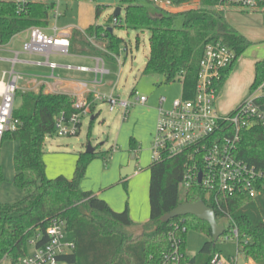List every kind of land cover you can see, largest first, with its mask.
<instances>
[{
  "label": "trees",
  "instance_id": "16d2710c",
  "mask_svg": "<svg viewBox=\"0 0 264 264\" xmlns=\"http://www.w3.org/2000/svg\"><path fill=\"white\" fill-rule=\"evenodd\" d=\"M147 1L155 6L157 0ZM160 1L179 8L196 0ZM120 6L125 8L124 18L121 15L116 19L111 17L108 24L93 25L84 34L75 30L71 37V53L90 54L103 58L108 64L117 63L114 56L120 55L125 41L110 32V28L148 30L151 51L143 75L162 76L167 84L180 81L185 99L195 96L199 64L209 43L220 41L236 53V60L218 83L219 93L240 57L252 45L227 21V13L242 9L226 0H199L197 9L184 12L165 11L155 6L162 11L160 15L152 14L138 0H122ZM53 7L52 0H34L25 13L18 15L13 2L0 0L1 43L8 44L32 26H47ZM104 8L97 6V18ZM252 11L264 16V0ZM179 16L184 18L180 29L175 26ZM88 37L105 44L112 57L94 46ZM263 82L264 61H260L256 64L251 91ZM18 96L22 102L16 107L14 116L20 125L16 131L7 133L4 140L9 138L20 143L14 156V184L25 192V196L13 204L0 203V263L5 259L13 264L18 262L28 253L30 241L38 236L39 244L47 241L48 228L54 220L60 219L67 224L68 239L76 243L75 251L61 258L65 264H161L164 255L171 250L172 235L182 239L189 264H211L214 255L220 251L207 222L193 216L161 222L165 214L181 204L205 201L206 191L197 183L186 191L181 189L187 165L184 158L168 159L148 167L150 220L140 225L142 233L133 237L127 231L135 226L129 207L122 212L114 211L105 200L81 189L89 165L102 153L80 152L72 179L65 176L50 179L47 176L46 139L54 134L57 117L64 111H74V98L65 93H48L44 87L18 93ZM92 112L94 114L95 106H92ZM98 117L99 114L93 116L91 125ZM130 143L131 151L138 153L135 138H131ZM237 153L247 164L264 172V127L243 130ZM222 204L234 223L228 225L218 242L234 239L237 228L239 248L247 261L264 264V197L238 194L223 198ZM207 205L215 210L221 223L224 213L212 203L207 202ZM175 225L180 228L177 230ZM183 228H186L185 232ZM191 230L203 232L209 238L192 258L187 255V233Z\"/></svg>",
  "mask_w": 264,
  "mask_h": 264
},
{
  "label": "built area",
  "instance_id": "2783aa9c",
  "mask_svg": "<svg viewBox=\"0 0 264 264\" xmlns=\"http://www.w3.org/2000/svg\"><path fill=\"white\" fill-rule=\"evenodd\" d=\"M15 4L17 14L22 15L34 0H8ZM72 0H52L54 7L50 12L47 26H32L22 33H27L23 52H14L10 59V71L0 76V148L7 133L16 131L20 121L15 118L16 103L21 81L24 77L15 71L17 64L25 63L20 59L22 54L42 56L44 65L53 72L58 64L51 61L54 55L69 56L71 54V33L63 31L52 20L63 15L60 8ZM242 10H254L263 0H226ZM21 34V33H20ZM19 35V34H18ZM17 36V35H16ZM91 43L94 38L88 37ZM127 52L129 48L121 49ZM121 55V54H120ZM122 66L120 57L114 56ZM236 53L222 42L209 43L199 64V75L193 99L180 98L170 108H165L167 99L160 100L159 117L154 133L151 159L159 163L168 159L184 158L187 161L181 189L186 191L194 183L205 191V202L212 203L224 213L223 222L234 223L222 204L223 198L238 194H247L252 198L264 197V172L250 166L238 157V147L243 130L255 126L264 127V82L251 91L249 96L232 113H222L218 109L219 82L224 72L233 65ZM94 87L87 95L75 98L74 111L62 112L56 119L55 132L49 136L78 137L82 132L83 120L92 112V106L98 101L109 103L110 111L120 108L124 121H127L130 110L135 105H144L148 97L139 95L135 90V102L123 100L118 93V82L107 93L101 92L104 78L110 75L104 59H97ZM81 71H89L81 67ZM85 88L87 84L84 85ZM48 138V137H47ZM200 175H202L201 181ZM220 225H223L219 223ZM177 230L180 228L175 225ZM225 227V225H223ZM226 228V227H225ZM183 232L186 228L182 229ZM47 241L40 243V237L30 241L28 253L15 264H65L61 258L72 254L76 243L68 239L67 224L56 219L47 231ZM234 239L239 241V231L234 230ZM171 250L164 255L161 264H189L183 251V241L176 235L171 236ZM239 245V244H238ZM240 250V248H239ZM224 258L220 253L214 255L211 264H241V256ZM0 264H13L5 259Z\"/></svg>",
  "mask_w": 264,
  "mask_h": 264
},
{
  "label": "rangeland",
  "instance_id": "374dc122",
  "mask_svg": "<svg viewBox=\"0 0 264 264\" xmlns=\"http://www.w3.org/2000/svg\"><path fill=\"white\" fill-rule=\"evenodd\" d=\"M72 0L70 3H72ZM141 4L146 5L152 14L160 15L162 11L158 10L153 4H150L147 0H139ZM63 12V6L60 8ZM240 14L229 12L226 14V19L230 23L240 26L244 31H248L250 40L253 41V47L247 55H260L264 56V16L260 13H254L249 15L250 10H239ZM115 11H113L114 14ZM126 12L122 13V17H125ZM73 14H68L67 19L61 16L58 20H52V24H57L59 28L66 26L71 22ZM184 18L179 16L176 21L177 28H183ZM247 27L249 29H247ZM117 36L124 39V43L121 49L125 47L129 48V55L127 52H120L119 55L122 66L117 63L106 64V69L111 71V75L106 76V81L116 84L118 82V93L123 100H131L135 102L136 96H132L133 90H137L139 95H145L149 98V105L155 109L160 108V100L165 97L167 102L165 108H170L172 103L182 98L183 86L180 81L167 84L162 76L143 75V70L148 62L150 55V38L151 33L148 30H134L127 28H117ZM27 33H21L15 36L8 44L4 45L0 41V59H12L15 57L14 52H23L24 42L26 41ZM99 50L106 51L105 44L95 42L93 44ZM109 56L112 55L109 53ZM246 55V56H247ZM22 61L40 60L42 63L46 61L45 58L29 57L25 53L20 56ZM53 61L58 60L52 57ZM12 64L9 61L0 60V76L4 71H10ZM15 71L20 73L24 77V81H31L32 78L41 79L45 76H50L51 71L47 66L34 65V64H17ZM56 74H59L57 71ZM23 80L21 84H23ZM41 86L28 85L26 88L19 90V94L28 90H39ZM110 86L106 90H110ZM225 97V91H224ZM229 98V97H228ZM227 98L220 100L218 103V109L223 105V102ZM229 100V99H228ZM227 100V102H228ZM21 98L18 96L16 107L21 105ZM221 104V107H220ZM221 110V109H220ZM122 110L117 108L114 112L110 111L109 103L98 101L95 105V113L99 114V117L92 123V115H87L83 120V129L78 137H48L45 142V163L47 166L48 175L57 178L59 175H64L61 172H68L69 167L76 162V157L80 152H86L89 144L100 153V150L112 152L113 146L116 142H120V146L124 148L129 143L131 138H135L136 134L139 135L146 130V123L150 120L147 113H142L139 109V105H135L130 110V115L127 121L123 120ZM146 118L148 120H146ZM146 125V126H145ZM137 138V137H136ZM20 143L12 139H5L0 148V203L1 204H13L21 200L25 196V192L19 189L14 184L15 166L14 156L19 148ZM124 151V149H122ZM140 151V150H139ZM141 158L146 162H151V157L147 151L141 152ZM64 170V171H62ZM148 177V172L145 167L141 169ZM53 179V178H50ZM221 224L228 227V222H221ZM129 235L136 237L142 233L141 229L127 230ZM209 238L203 232L197 230H191L187 233V255L192 258L197 255L204 244ZM217 250L224 258L231 256H237L239 250L238 241L236 239L225 241L221 239L217 242ZM241 264H250V260L247 261L244 254L240 251ZM255 264V263H252Z\"/></svg>",
  "mask_w": 264,
  "mask_h": 264
},
{
  "label": "crops",
  "instance_id": "0c3cea01",
  "mask_svg": "<svg viewBox=\"0 0 264 264\" xmlns=\"http://www.w3.org/2000/svg\"><path fill=\"white\" fill-rule=\"evenodd\" d=\"M121 1L122 0H74L72 3L63 6L62 16L65 17V20L67 19L68 14H73V17L71 18L70 23H67L66 26L63 25L60 29L67 31L72 35L75 30L84 34L93 25L104 26L108 24L111 17H113V11H115L118 7H121ZM98 5L105 7L99 18H97L96 15ZM155 6L165 11L184 12L191 9H197L199 7V0L179 8L172 6L169 2L157 0ZM121 8L122 13L125 12V8ZM232 13L240 14V11L234 10ZM254 13L258 12L251 11L248 14L251 15ZM228 22L230 23V21ZM230 24L240 34L244 35L249 41H251L248 35L249 30L244 31L240 28V26L233 23ZM247 29L249 28L247 27ZM114 33L116 34V30H114ZM251 42L252 45L240 57L222 89L218 103L220 100L222 101L224 98H227L223 102L222 107L220 104L221 110H219L222 113L227 114L235 111L251 93V87L255 81L256 64L260 61H264V56L247 55L253 47V41ZM27 56L34 58L42 57L35 55ZM52 57L57 58L58 60L53 61ZM52 57L51 61L58 64L57 69L53 72L48 67L51 71L50 76H45L41 79L32 78L31 81L28 82L23 80V84H21L22 89L32 84L44 87L45 91L48 93H65L75 99L87 95L88 91H91V89L95 86L94 82L97 77L95 69L98 65L97 59H100L101 57L90 54L81 55L73 53L69 56L54 55ZM0 60L9 61L10 59ZM24 62L25 64L34 65L42 63L40 60H24ZM81 67H86L89 71H81ZM57 71L59 74H56ZM85 84H87L88 88L84 87ZM114 85V83L107 82L105 77L102 86L99 87V90L107 93L109 90H106V88ZM139 109L142 113H147L149 115L148 119L150 122L148 124L146 123L147 126L145 125L147 131H144L139 135L136 134L137 138L135 137V140L139 145L138 153L131 151L130 141L126 144V146H124V148L120 146V142L118 141L115 143V146H113L111 154L110 152L100 150L102 156L91 162L87 169L86 176L81 181V189L83 191L93 192L99 198L105 200L114 211L122 212L129 207L131 218L135 223V226L129 228V230L136 228L139 230L140 225H143L150 220L151 214L150 171L148 170V167L152 164V159L151 162L144 161V159L141 158V152L147 151L150 157L152 155L151 147L159 117V109H155L149 105V99L144 105H139ZM148 119L146 118V120ZM122 149H124V151H122ZM103 153L105 154L103 155ZM134 154L137 159L136 172L129 177H123L122 171L130 166L132 162V155ZM77 160L78 156L76 157V162H74L71 168L69 167L67 170L68 172L62 170L64 172L61 173H64V175L59 176H65L68 179H72ZM143 167L147 170L146 172L149 174L148 177H146L141 170ZM47 176L54 179V176H50L48 173ZM250 262L254 263L252 260H250Z\"/></svg>",
  "mask_w": 264,
  "mask_h": 264
},
{
  "label": "water",
  "instance_id": "95a60500",
  "mask_svg": "<svg viewBox=\"0 0 264 264\" xmlns=\"http://www.w3.org/2000/svg\"><path fill=\"white\" fill-rule=\"evenodd\" d=\"M122 13V8L118 7L113 17L116 19L118 18ZM110 32H114V29L110 28ZM96 152V149L93 148L90 144L87 148L86 153L88 154H94ZM137 169V159L136 155H132V162L129 167L124 169L122 171L123 177H129L133 175L136 172ZM202 179V175H200V181ZM186 216H193L198 218L201 221L207 222L212 230V237L214 242H218V240L223 237L225 234L226 228L223 225H220L217 219V214L215 210L208 206L205 201H199L197 203H185L181 204L178 207H176L171 212L165 214L161 218V222L168 223L172 219L178 218V217H186Z\"/></svg>",
  "mask_w": 264,
  "mask_h": 264
}]
</instances>
